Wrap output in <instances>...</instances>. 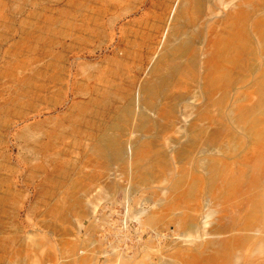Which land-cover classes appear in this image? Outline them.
Instances as JSON below:
<instances>
[{
  "label": "rangeland",
  "instance_id": "374dc122",
  "mask_svg": "<svg viewBox=\"0 0 264 264\" xmlns=\"http://www.w3.org/2000/svg\"><path fill=\"white\" fill-rule=\"evenodd\" d=\"M0 264H264V0H0Z\"/></svg>",
  "mask_w": 264,
  "mask_h": 264
}]
</instances>
